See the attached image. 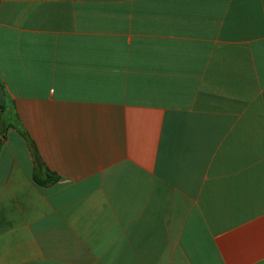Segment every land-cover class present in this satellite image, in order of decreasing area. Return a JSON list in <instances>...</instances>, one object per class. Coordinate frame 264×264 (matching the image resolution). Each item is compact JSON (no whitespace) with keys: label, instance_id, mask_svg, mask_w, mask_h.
Wrapping results in <instances>:
<instances>
[{"label":"crops","instance_id":"0c3cea01","mask_svg":"<svg viewBox=\"0 0 264 264\" xmlns=\"http://www.w3.org/2000/svg\"><path fill=\"white\" fill-rule=\"evenodd\" d=\"M0 264H264V0H0Z\"/></svg>","mask_w":264,"mask_h":264},{"label":"trees","instance_id":"16d2710c","mask_svg":"<svg viewBox=\"0 0 264 264\" xmlns=\"http://www.w3.org/2000/svg\"><path fill=\"white\" fill-rule=\"evenodd\" d=\"M55 177L52 176L51 174H49V176L46 178V179H43V178H36V182L40 185H46V184H50L52 182L55 181Z\"/></svg>","mask_w":264,"mask_h":264}]
</instances>
